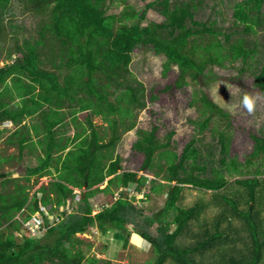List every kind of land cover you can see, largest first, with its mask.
Here are the masks:
<instances>
[{"label":"trees","instance_id":"1","mask_svg":"<svg viewBox=\"0 0 264 264\" xmlns=\"http://www.w3.org/2000/svg\"><path fill=\"white\" fill-rule=\"evenodd\" d=\"M114 1L26 0L27 9L32 7L36 15L46 19L41 18L38 36L16 44L6 54L9 63L0 67V120L9 119L19 126L11 138L18 137L17 148L22 152L35 145L22 121L39 113L42 124L33 128L37 135H43L37 140L42 154L37 165L26 168L24 179L29 183L33 176L51 175L52 169L56 174L30 196V185L0 172V264H96L99 260L86 257L83 240L77 236L93 226L102 235L121 238L123 245L128 243L130 226L150 244L155 255L152 264H264L263 132L252 135L253 150L243 164L228 159L229 137L224 129H212L218 135L220 166L210 160L214 150L211 148L206 159L194 138L179 155L160 151L159 156L164 154L168 162L163 176L167 185L156 180L158 172L151 179L131 171L118 173L120 158H113L112 153L120 139L117 130L133 129L134 110L146 106L144 88L134 84L129 70L136 47L148 46L165 56L164 70L176 65L177 85L188 77L195 81L209 64L238 62L240 71L249 70L264 96V57H258L255 65L249 63L259 53L257 40L251 37L258 38L259 29L264 32V0L236 1L232 8L234 27L227 30L215 20L195 18L204 0H154L140 12L126 5L119 13L108 14L107 8ZM10 4L11 0H0V35L4 30L2 15ZM149 9L159 12L164 20L143 25ZM13 53L20 56L11 59ZM110 86L115 90L107 91ZM110 95H115L114 101ZM200 100L206 116L197 122L199 133L214 115L228 119L204 93ZM78 109L86 112L90 132L82 127L72 137L61 136L67 132L66 117L73 121ZM91 114H101L109 122L112 136L107 142L91 124ZM156 129L136 131L138 138L132 147L144 156L145 169L152 168L156 152L168 146L156 138ZM227 174L238 176L234 180L238 188L230 194L221 192L228 185ZM107 178L106 187L100 189ZM130 184L136 185L137 192L144 189L146 197L152 192L164 193V206L147 213L126 196L115 198V191ZM184 185L214 192L219 212L211 221L201 219L202 203L179 205ZM74 188L82 191L75 193ZM97 192L110 198L92 214L89 200ZM70 199L75 202L72 210L60 211ZM243 201L246 207L241 208ZM41 207L54 216L52 224L49 226L45 218L42 237L22 234L18 241L16 232ZM103 264L113 263L104 260Z\"/></svg>","mask_w":264,"mask_h":264},{"label":"rangeland","instance_id":"2","mask_svg":"<svg viewBox=\"0 0 264 264\" xmlns=\"http://www.w3.org/2000/svg\"><path fill=\"white\" fill-rule=\"evenodd\" d=\"M151 1L154 0H125V3L122 0H115L108 6L107 13H119L126 5H130L136 12H140ZM236 1L241 0H204L196 10L195 18L201 21L215 20L217 26L223 30L232 29L234 27L232 24V8ZM2 17L4 30L2 32L3 35H0V67L9 63L10 60L6 58V54L10 49H14L16 44H22L25 39L32 40L38 36L41 18L46 19L45 16L36 15L32 7L27 9L26 0H11L9 9ZM163 20L164 17L159 12L149 9L142 24L145 25L148 22L160 23ZM257 36L258 38L255 35L250 36L257 40L259 47V53L249 60L251 65H255L258 57H264L263 30L259 29ZM18 56L20 54L13 53L11 59H15ZM43 59L44 61L46 60L44 56ZM165 61V56L156 54L148 46L136 47L132 53L129 70L136 81L134 84L138 86L140 83L144 88L143 93L146 106L141 110H134L135 127L133 129L129 131L120 130V133L117 130L120 139L116 142L112 153L113 158H120L118 173L131 171L136 172L138 177L145 176L147 179H151L155 178L156 172H158L159 177L156 180L161 184L167 185L168 182L163 176L167 174L168 162L164 154L163 156H159V152L165 150L179 155L192 138L196 139L195 145L199 147L203 157L206 159L209 158L208 153L212 148L214 156L210 160L213 161L214 166H220V145L218 143V135L214 134L215 132L212 130L214 128L224 129L228 134V159L234 158L237 162L243 164L253 150L254 140L252 135H262V132L264 133V96L254 85V78L249 70L241 72V64L238 62H234L233 64L224 62L223 65L209 64L205 67L203 74L198 76L195 81L188 77L184 83L177 85L179 69L176 65H172L168 70H164ZM45 67L51 68L50 65H46ZM7 82L10 83V79ZM106 90L111 92L115 89L113 86H110ZM202 93L217 104L222 111L227 113L228 119L214 115L207 128L199 133L197 122L206 116V114H203V105L200 100ZM245 96L249 97L252 101L251 111L243 103ZM114 98L115 95L109 96L111 101H114ZM90 112L91 110H89ZM74 116L75 119L73 118V121L72 118L68 119L70 116L66 117L68 119L67 132L61 134V136L72 137L82 127L87 128V132H90V124L85 119L86 112L79 111L78 109V112ZM35 118L26 120L28 126L32 125L33 121L38 122V116ZM91 124L104 137V142H107L112 136L109 130V122L103 115L91 114ZM16 126L11 123L0 124V130L9 131L3 132L4 134L2 133L3 141H6L7 136L16 129ZM153 127L157 128L155 136L159 142H166L168 146L163 150L157 151L155 157L152 159V168L145 169L142 168L144 156L134 151L132 146L138 138L136 133L138 129L151 131ZM42 136L38 139H41ZM33 141L35 142L36 139ZM70 148L71 145L64 153ZM8 151L16 154L15 147L8 148ZM33 152L24 154L22 160L19 162L13 160L12 165L8 166V168L0 169L7 174L6 178L19 179L20 183L30 185V196L41 186L48 185L56 174L54 169H52L53 173L51 175H45L41 178L33 176L30 178L29 183L25 182L26 168L38 164L37 150ZM255 162L258 163V161ZM226 178L228 185L221 192L230 194L231 191L238 188L234 184V180L238 176L227 174ZM107 182L108 178L98 187L100 189L105 188ZM172 183L174 184L175 182ZM135 186V184H130L122 190L115 191V198L120 194L126 196L136 206L146 208L147 213L157 212L164 206V193L158 194L152 192L146 197L144 194L145 190L137 192L135 191ZM80 191L82 190L74 188L75 193H80ZM181 197L179 204L181 207H190L196 203L204 205L201 219L211 221L219 212L218 204H216L214 199V192L211 190L184 185ZM108 198H110L109 194L105 192H97L95 196L91 197L89 201L93 207L92 214L102 209V205L107 203ZM74 204L75 202L70 199L59 209L60 211H70ZM258 206L261 208L262 204ZM240 207H246L245 201L241 202ZM261 216H264V210ZM17 217L21 221L20 216L18 215ZM53 218L54 216L51 215L50 220ZM234 222L235 224H240L237 219H234ZM193 228H196L194 223ZM128 230L130 231V235L128 236V243L126 245H123L121 238L118 239L111 233L102 235L95 226L84 233L77 234V236L83 240L81 248L85 250L86 257H94L99 260L96 264H103L104 260H109L113 264H152L155 255L150 244L133 233L130 226H128ZM30 233L32 236L38 238L43 236V232H36L34 234L33 232H28L23 226L19 233L16 232L18 241H21L20 236L22 234L29 236ZM180 240L186 243L190 242L189 239L185 238H181Z\"/></svg>","mask_w":264,"mask_h":264},{"label":"crops","instance_id":"3","mask_svg":"<svg viewBox=\"0 0 264 264\" xmlns=\"http://www.w3.org/2000/svg\"><path fill=\"white\" fill-rule=\"evenodd\" d=\"M2 88L3 87H0V91L2 90ZM17 101H19V100H17ZM11 105H13L12 103H11ZM45 107H47V106H45ZM38 113V112H37ZM39 114V113H38ZM38 114H35V115H33V116H28V117H25L24 119H23V121H22V125H26L27 126V129H28V132H29V135H30V137H31V141H33V140H35L36 139V141H35V145L33 146V147H30V148H28V147H25L24 149H23V151L22 152H19V150H18V148H17V138L18 137H13V138H11V135L18 129V127L19 126H16V129L14 130V131H12L11 132V134L10 135H8L7 136V139H6V141H3V139H2V133L3 132H9V131H5V130H0V169H3V168H8V166H11L12 165V162H13V160H17L18 162L19 161H21L22 160V158H23V155L24 154H29V153H34L33 151H36L37 150V153H36V156H38V155H41L42 154V151H41V148H40V146L38 145V143H37V140H38V138L42 135V133H39V135H37L36 134V132H35V130H34V128H33V125H36V126H41V124H42V120H41V117H39V115ZM36 116H38V122L36 123L35 121H33V123H32V125H30V126H28V124H27V122H26V120H28L29 118H31V119H36L35 117ZM69 117V116H68ZM71 118V116L68 118V119H70ZM67 118L65 119L66 120V122H67V120H68ZM4 123H11V124H14L11 120H9V119H5V120H0V124H4ZM33 132V133H32ZM4 134V133H3ZM35 135V136H34ZM34 136V137H33ZM34 142V141H33ZM14 148L15 147V149H16V154H14V153H10L9 151H8V148ZM10 156H16V159H9V157ZM17 162V163H18ZM0 172H2V170H0Z\"/></svg>","mask_w":264,"mask_h":264},{"label":"built area","instance_id":"4","mask_svg":"<svg viewBox=\"0 0 264 264\" xmlns=\"http://www.w3.org/2000/svg\"><path fill=\"white\" fill-rule=\"evenodd\" d=\"M45 218L49 220L48 223L50 226V224H52L53 219L50 220V214L48 212V209L46 207H41L40 211L35 212L30 219L23 222V226L28 232H33L34 234L36 232L44 233L46 229ZM29 235L32 236L31 233Z\"/></svg>","mask_w":264,"mask_h":264},{"label":"clouds","instance_id":"5","mask_svg":"<svg viewBox=\"0 0 264 264\" xmlns=\"http://www.w3.org/2000/svg\"><path fill=\"white\" fill-rule=\"evenodd\" d=\"M243 103H244L245 107L248 108L249 111L252 110V101H251V99H250L249 97L245 96V97H244V100H243ZM46 208H47V207H46ZM47 209H48V208H47ZM48 212H49V210H48ZM49 214H50V213H49ZM50 216H51V214H50ZM138 236H139V235H138ZM146 242H147V241H146Z\"/></svg>","mask_w":264,"mask_h":264}]
</instances>
